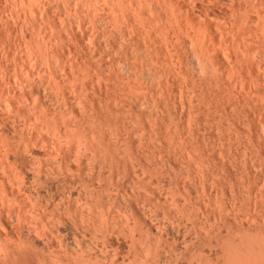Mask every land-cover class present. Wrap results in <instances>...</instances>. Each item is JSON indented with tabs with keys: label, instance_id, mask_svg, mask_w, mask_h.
<instances>
[{
	"label": "bare ground",
	"instance_id": "bare-ground-1",
	"mask_svg": "<svg viewBox=\"0 0 264 264\" xmlns=\"http://www.w3.org/2000/svg\"><path fill=\"white\" fill-rule=\"evenodd\" d=\"M52 1H55L60 8L68 0ZM75 1L78 6L76 8L78 13H75L80 17L78 25L82 26L76 31L72 25H69V29L72 28L68 32L67 27L64 28L66 25H59L64 28H62L64 33L65 31L69 33L68 36L66 35L67 32L66 34H56L58 30L59 32L62 30L59 26L57 32L54 33L55 28H57L54 25L57 24L52 20L51 10L53 9L51 6L53 2L51 3V0H38L39 5L35 4L36 8L32 5L36 2L33 0H0L1 259L3 255L8 257L15 253L16 256L31 257L37 264H103L100 263L99 257L104 250L107 257L110 255L108 249L111 247V250L115 244L113 235L118 231H116L114 224L118 218L125 222L121 233L124 232V235L132 236L134 239H131L135 242L133 241L134 245H131L135 247L137 241L134 236L138 232L135 234L134 228L141 226L138 224H143L141 222L146 220L148 216L145 217L144 211L150 205L160 204L164 210L166 209L170 219L173 218L180 222L184 220V216H187L186 213H190L192 207H189L187 200L182 202L175 196L176 200L171 198L175 204L172 206L173 204L170 203L172 201L166 200L169 199L168 197L165 199L162 198V195L156 194L157 197L154 196L153 198L142 193V190V192L140 191L141 188L139 187L141 186L146 187L143 189L153 187L151 185L153 177L150 176L152 173L164 172L173 182V179H176L175 175L173 179L171 177L173 174L170 176L173 169L177 168L179 173L182 170L181 172H184L186 177L187 175L190 176L196 183L194 187L198 185L197 188H201L204 192L203 197H207L206 199L209 201L206 200L204 203L208 202L207 204H209L213 201L210 198L217 197L219 188L221 190L227 188V183L218 180L217 177L220 176H217L216 173L224 170L226 176H229L233 175V168H238L243 175L245 173L246 177L242 176L247 182L242 179L250 184L251 179L256 178L255 171L264 168V0H103L105 2L103 10H107L109 13L100 15L97 13L98 10L101 11V8L99 9L96 4L97 1L94 2L95 5L92 3L94 6L91 5L87 15L83 13L84 5L93 0H74V3ZM67 4L66 6H69ZM31 9L36 11L37 17L40 14L39 23L35 22L38 25L36 28V25H33L35 24L34 21L29 19L28 13ZM55 12H57L56 9ZM85 16H89L87 18L91 19L90 22L93 21L92 25L94 26V28L91 26L93 28V30L90 29L91 33L84 29L89 33H87L88 38L86 39L90 42L87 44L89 47L87 50L90 52L89 56L92 57V61L97 60V57L93 59L92 55L95 56L96 53H91L90 48L94 50L92 45H95L96 38L101 36H99L100 32L105 33L104 29L107 25L113 24L114 27L112 25L110 28H120L117 33L122 36H119L120 34H116V36H119L120 41H117L121 45L116 44L114 36L113 39H110L112 34H115L113 32L112 34L110 32L111 35L109 34V30H113L109 27H107L108 30L106 29V33L109 35H106L110 37L105 35L108 39H104L102 35L103 39L98 40L104 42V45L105 43L109 45L106 44L104 49L111 48L115 42L114 45L119 47H117L118 52L123 54L125 58L120 55L124 60L119 58L118 61L120 60L126 69L120 67L123 65L119 62L116 64V61L111 65V62L109 63L110 68L106 62V66L103 67L107 70L109 68L108 71L110 74L112 73V76H114V72H117L118 75V71H120L119 75L127 73V77L124 79H121L123 78L122 75L120 78L111 76L112 78L107 79H116L117 83L119 78L121 80H118L121 82L120 86L112 84L114 80H110L111 84H108L109 82L104 77L109 72L106 73L105 71L106 74H103L104 71L99 70L100 65L96 69L99 70L98 73L92 69L94 67L86 66V69L90 68L88 69L89 72L92 69L95 73L94 75L93 72L88 74L81 69L83 62H80L82 59L79 57L80 55L78 58H81L79 60L81 64L76 58H73L74 56L72 57L73 52L77 56L81 51L80 48H78L80 51H77V45H79L82 35L77 32L79 29L83 30L81 27L85 28ZM61 19L63 20V17ZM29 20L33 22V31ZM63 21L65 22V19ZM96 24L100 28L103 24L106 26L104 29L101 28L103 30L99 34L96 31L98 37L93 33L99 29ZM43 34L49 37L48 45L46 42V46H43V48L45 47L44 51H42L41 46H38L41 43L37 42L39 38V42L42 41V45H44ZM85 36L83 35L82 39ZM121 39L124 43L121 42ZM106 40H112L113 43L109 44L110 42H105ZM82 41L81 43H83ZM99 43L96 42L98 46L103 45V43ZM115 46H112L115 48L113 50L117 51ZM111 49L110 51H112ZM101 50L102 53L98 52L99 54L106 53L103 52V48ZM82 54L84 53L82 52ZM99 54L98 57H102V61L99 60L100 58L98 61L103 63V59L108 56V53L102 56ZM24 57L27 64L23 61ZM33 64L35 66L39 64V70L43 68L41 69L44 71L42 77L41 75L38 77V71L35 70ZM91 64H95V68H97L96 64L98 63L93 62ZM83 65L85 66V63ZM114 65L120 68L118 69ZM111 66L118 70L113 72L115 68L112 69ZM121 68L125 70L124 73L123 69L120 70ZM83 71L85 72L82 74ZM85 73L87 77L84 76ZM110 74H107V78ZM124 75L126 76V74ZM145 77V81L152 82V84L148 83L150 87H153L149 90L152 93H149L147 83L143 82ZM87 78L91 81L89 80V84L85 88L82 81L83 83L88 82ZM104 79L108 83H105ZM172 85H176L177 90H172ZM69 86L71 91L76 92V95L73 94L74 92H70V89L68 90ZM44 91L60 104L59 107L53 108L55 111L50 108V103L45 98L48 95L45 96ZM22 97L26 98L24 99L29 105L24 104L23 101L25 100ZM113 100L121 103V106L117 107L116 101V105L112 104ZM133 100L135 101L134 104L131 102ZM43 131L51 134L47 135L46 132L43 134ZM171 150H175L182 157L184 163L181 164L183 165L177 162L178 158L175 160L170 158L172 155H176V153L170 152ZM148 157L150 158L149 162L147 161ZM173 160L177 161L174 162ZM216 164L217 166L220 165L222 170L221 168L220 170L217 169ZM257 168L258 170H256ZM147 173H150L149 177L146 176ZM234 173L236 174V172ZM105 175L111 178H109L111 183L112 181L113 183L116 182L122 175L127 176L131 183L129 184H133L134 191L130 189V192L124 191L122 196L112 195L114 193L102 195L104 192L100 193L102 190L99 189L101 187L99 185L102 183L99 184L101 179L99 182L98 179ZM161 176H159L160 179ZM235 177L232 178L236 181ZM164 178L167 179V177ZM120 180H118L117 186H121L123 183L120 184ZM164 180L160 182L162 185L167 184V181ZM234 180L233 182H235ZM176 181L181 182L185 189L187 188L188 183L184 180V182L178 179ZM244 181H240V183ZM211 182L213 185L219 186L215 190L216 193L211 190L213 189L211 188L213 185H210ZM229 182L233 186V182L231 180ZM156 183L158 184V182ZM247 184L244 185L247 187ZM41 186L43 187L41 188ZM234 186L230 189L235 190ZM161 187L163 188V186ZM249 188L253 189V187ZM234 190L233 195H235ZM254 191L255 193H253ZM254 191L252 193L256 196L255 199H258L259 195H263L262 191L259 193L255 189ZM153 192L155 193V191ZM220 192L219 190V194H221ZM172 193L170 196L173 195ZM221 195L220 199L222 198ZM231 195L232 200L236 201ZM218 198L214 199L217 200ZM138 200L139 203H143H140L143 208L147 203L149 206H145V209L141 205L139 207ZM235 201H233V205H235ZM116 202L122 205L118 204L123 212L121 217L112 214ZM204 203L198 202V209L201 207L200 211H202V208H205L206 213H210V211L207 212L209 206ZM226 203L222 201V206ZM96 204H101L106 208V211H103L105 215L102 212L101 216V218L104 216L103 221L96 219L99 218L96 215L98 212ZM151 207L146 209L148 211L146 212L154 214L160 220V216L162 217L161 210L157 207ZM225 211L227 212V210ZM232 211L234 212V210ZM197 213L196 211L195 214L197 215ZM213 214V217H211V213L208 214L207 218L195 216V227H204L202 231L208 229L209 234L202 236L201 231V235H199L201 237L199 242L203 243V246L201 244L203 249L204 244L207 246V244L211 245L215 242L213 245H218L219 249L217 247L214 250L217 254V256L215 255L217 263L212 260L213 258H208L201 246V248L196 247L199 252H203H198L201 257L206 254L205 256L209 260L211 259L214 264H256L254 260L258 257V261H256L260 264L259 257L264 256V236L262 235L264 234V225H259V223H262L263 220L261 222L258 220V224L254 221L256 226H251L253 223L251 225L249 223L246 225V230L243 227L244 222L241 223V227L238 226L239 223H236L239 228L235 227L237 229L235 232L232 229L229 232L227 229L224 231V224L222 226L220 222L222 214H217L216 209ZM99 215H101L100 212ZM257 215L253 213L252 216L257 219ZM217 216L221 218L218 222L221 223L222 228L217 226L220 224L215 227V224L218 223L215 219L212 220L215 221L214 226L209 224L212 222L210 220L212 218L217 219ZM163 219L162 221L166 222V217ZM149 229L157 234L155 236L160 234L158 237L160 240L154 236L151 238L156 241H153L147 234L146 236L141 235L145 247L141 246L138 252H134L131 246L134 253L130 256V260L126 258V264H170L172 261L177 263L178 257L183 254V250L189 254L187 247L184 249L183 246L181 250L177 247L181 252L172 253V258L168 259L165 253L163 255L164 250H161L164 246L157 250L155 245L157 247L159 245L154 243L163 240L161 236L163 230L153 226ZM165 241L167 240L160 242V245ZM192 241L190 242L192 243ZM153 244H155L156 249H154L157 251L154 253L152 252L154 249H150ZM166 244H169L168 241ZM213 245L210 249L213 248ZM168 247L170 248V245ZM172 248L170 250L174 251ZM211 251H209L210 256H212ZM195 253L197 252L195 251ZM215 256L213 254L212 257ZM193 257H191L192 261L195 259ZM201 257L200 259L205 258ZM3 259L2 261L5 263ZM114 259L110 255V262L106 261L109 264H115ZM206 260L205 258L204 261ZM16 261L15 259L13 262ZM180 261L177 264H184L182 260ZM213 262L208 263L213 264ZM200 263L202 264V262ZM203 264L206 263L203 262Z\"/></svg>",
	"mask_w": 264,
	"mask_h": 264
},
{
	"label": "rangeland",
	"instance_id": "rangeland-1",
	"mask_svg": "<svg viewBox=\"0 0 264 264\" xmlns=\"http://www.w3.org/2000/svg\"><path fill=\"white\" fill-rule=\"evenodd\" d=\"M33 1H34V2L36 1V2H35L34 4H32V5H34V6H35V4H36L37 6L39 5L38 0H33ZM96 1H97L98 3H96ZM52 2H53V1L51 0V3H52ZM66 2H67L68 4L65 3V5H64L63 7H60V8H58L57 3H56L55 1L52 3L53 5L51 6V8L54 10V11L51 10L52 12H54V13L51 12L52 20H54V21H55V24H57V25H54V24H53L54 27H57V28H55L54 33L57 32V30H58V26H59V25H62V26L66 25V26H64V28L67 27L66 30L68 29V32H69V30L72 28V27H71V28L69 29V27H68L69 25H72L73 28H74L75 30H76L77 28H79L80 26H82V25H80V26L78 25V24H79L78 22H79V18H80V17H79V15L77 14V13H78V11H77L78 9H76V8H77L78 6H77L76 1H75V3H74V0H68V1H66ZM94 2L97 4V6H99V7H98L99 9L101 8V11L98 10V12H97V13H99V15L102 14V13H105V14H106V13L108 12L107 10H105V11L103 10V9H104L103 7H105V5H104L105 2H103V0H93V1H91V2H88V3H87L88 5H87V4L84 5L85 9H87V10H85L84 7H83V9H84V12H83V13H84L85 15L88 14L87 11L91 8V5H93V4L95 5ZM32 3H33V2H32ZM69 3H70V4H69ZM89 3H90V5H89ZM92 3H93V4H92ZM66 4L69 5V6H70L71 4H72V5L69 7V6H66ZM75 4H76V5H75ZM99 4H100V5H99ZM94 5H93V6H94ZM102 5H103V6H102ZM37 6H35V8H36ZM53 6H54V7H53ZM74 6H75V7H74ZM32 7H33V6H32ZM65 7H66L67 10L64 9ZM71 7H72V9H71ZM86 7H87V8H86ZM28 8H29V7H28ZM55 9H56L57 12H55ZM57 9H58V10H57ZM73 9H74V10H73ZM102 11H104V12H102ZM30 12H32V13H30ZM75 12H77V13H75ZM66 13H68V14H66ZM108 13H109V12H108ZM108 13H107V14H108ZM33 14H34V15H33ZM56 14H57V15H56ZM28 15H30V16L33 15V16H34V17H33V16H31V17L29 16V19H30V20L32 19V20L34 21V23H35V22L37 23V22L40 20V14H39V17H37L38 14L36 13L35 10L32 11V9H31V11H29ZM53 15H54V16H53ZM67 15H68V16H67ZM35 16H36V17H35ZM60 16L63 17V20L65 19V22L61 19ZM66 16H67V17H66ZM77 16H78V17H77ZM32 17H33L34 19H33ZM64 17H66L67 19L64 18ZM85 17H86V21H84V22L86 23V24L84 23L85 28H84V27H81L83 30L81 31V29H79V31H81V32L78 31L77 33L81 34L82 36H83V35H84V36L86 35L87 37L85 36V37L82 39V36H81V41L83 40L82 42H83L84 44L81 43V41H80L79 45H77V51L79 50L78 48H80V50H81V51L79 50V51H80V54L78 53L77 56H76V55H75V52H73L72 57L74 56L73 58H76L77 61H78V63H80V62L82 63V62H83L82 64L80 63V64L82 65V66H81V69H82V70H85L86 73H88V74H89V73L92 74L91 72H93V75H94L96 72L98 73L99 70H102V72L104 71L103 74L105 73V71H106V73H107V72H109L108 70H109V68H110V67H109V63H110V62H111L110 65H111V64H114L115 61H116V64H117L118 62H119V64H122V63H120V60L118 61V59L121 58V56L123 57V54H120V52H118L119 50L117 49L118 46H115V45H114L115 42H117L116 44L119 43L118 41H120V40L118 39V37H119V36H122L120 33H117V30L120 29V28H119V27H118V28H115V29H116V31H115V29L113 28L114 25L112 24V25H113L112 28H113V30H114V31H113L112 28H110L112 25H111V26H110V25H109V26L107 25V27H109V28L112 30V31L109 30V34H110V32H111V34H112V32L115 34V35L112 34V36L110 37V36H108L109 34L106 33V32H107L106 29L108 30L109 28H107V27L104 25L105 23H104L103 25L101 24V25H102L101 28L104 29V26L106 27V28L104 29L105 33H104V32H103V33L100 32V31H102L103 29L101 30V28L98 26V25H100V24H98V23H101V22H98V23H97L98 25L96 24V26H98L99 29L96 27L98 30H95V29H94L95 31H94L93 33L96 34L97 37H98L99 32H100L99 36L101 35L98 39L96 38V42L99 43L101 40H100V41H98V40H99V39H103V36H104V39H105V38L108 39V37H110V39H111V38L114 36L113 38H114V41H115V42L113 43L112 40H110V41H109V40H106V41H105V42L109 41V42H110L109 44H112V43H113V45H111V48H112V49H111L110 47H109V49H108L107 47H106L107 49H104L105 46L108 45L107 43H105V45H104V42H100L99 44L103 43V45H104V46L101 45V46H102V47H101L100 45L98 46V44H96V42H94L95 45H92V49H94V50L96 49L97 51L91 50V48H90V51H91V53H92V52H93V53H96L95 56L92 55V54H91V55L93 56V59H95V57H97V60H93V61H92V60H91L92 57L89 56V55H90V52H89V50H87V47H88L87 44H88L89 41L86 40V39L88 38V35H87L88 31H89V33H91L92 31H91L90 29L93 30L94 26L92 25L93 21L90 22L91 19H88L89 16H85ZM87 17H88V18H87ZM53 18H55V19H53ZM73 18H74V19H73ZM77 18H78V19H77ZM58 19H59V20H58ZM69 19H70V20H69ZM30 20H29V21H30ZM35 20H36V21H35ZM57 20H58V21H57ZM61 20H62V22H61ZM72 20H73V21H72ZM75 20H76V21H75ZM29 21H28V22H29ZM87 21H88V22H87ZM74 22H76V23H74ZM30 23H31V26H30V27L32 28V31H33V27H32V23H33V22L30 21ZM30 23H28V24L30 25ZM36 23L33 24V25H36L35 28L38 27V25H37ZM38 23H39V22H38ZM59 23H60V24H59ZM71 23H74V24H71ZM102 23H103V22H102ZM29 25H28V27H29ZM76 25H77V26H76ZM87 25H88V26H87ZM91 26H92L93 28H91ZM54 27H53V29H54ZM75 27H76V28H75ZM115 27H117V26H115ZM31 28H29V29L31 30ZM59 28L62 29L63 27H60V26H59ZM64 28H63V29H64ZM63 29L61 30V32L63 31L62 33L59 32V30H58V32H57L56 34H58V33H59V35H60V34H66L67 31H65V33H64V30H63ZM84 29H87L88 31H86V30H84ZM32 31H31V32H32ZM76 31H77V30H76ZM83 31H84L85 33H84ZM90 31H91V32H90ZM96 31H98V32H97L98 34L96 33ZM68 32H67L66 35L69 36V33H68ZM82 32H83V33H82ZM115 32H116V33H115ZM119 32H121V31L119 30ZM89 33H88V34H89ZM106 34H108V35H106ZM111 34H110V35H111ZM116 34H117V35L120 34V35H119V36H116ZM102 35H103V36H102ZM105 35L108 36V37H106ZM26 36H27V35H26ZM40 37H42V36H40ZM95 37H96V36H95ZM101 37H102V38H101ZM44 38H45V39H44ZM48 38H49L48 35L46 36V34H43L44 45H42V41H41L42 39L40 38V39H41V40H40L41 42H39V38H38V41H37V42H38V43H41V44H39L38 46H39V47L41 46V48L43 49V50H42V49L40 48V50L44 51L45 47L43 48V46H46V42H47V45H48V42H49V41H48ZM113 38H112V39H113ZM115 38H117V39L115 40ZM121 38H122V37H121ZM46 39H47V40H46ZM85 40H86V42H84ZM117 40H118V41H117ZM103 41H104V40H103ZM121 42L124 43L123 39H121ZM38 43H37V44H38ZM89 43H90V42H89ZM80 44H83V45H80ZM106 44H107V45H106ZM118 45H121V43L118 44ZM79 46H80V47H79ZM84 46H86V47L83 48ZM90 46H91V45H90ZM93 46H96L97 48H95V47L93 48ZM108 46H109V45H108ZM112 46H113V47L115 46L116 49H117V51H116V50H113V49H115V48H113ZM99 47H100V48H99ZM81 48H82V49H81ZM88 48H89V47H88ZM102 48H103V52L105 51L106 53H108V56H105V57L103 56V57H104V59H103V60H104L103 63L100 62V61H102V59H101L102 57H101V58L98 57V54H99V53H102V50H101ZM118 48H119V47H118ZM99 49H100V50H99ZM110 49H111L112 51H110ZM98 50H99V51H98ZM120 50H121V49H120ZM79 51H78V52H79ZM84 51H85V52H84ZM86 51H87V52H86ZM40 52H41V51H40ZM82 52H83L84 54H86V53H89V54L85 56L84 54H82ZM98 52H99V53H98ZM110 52H111V53H110ZM97 53H98V54H97ZM106 53H103V54L107 55ZM103 54H102V55H103ZM78 55H80L79 57L82 58V59H81V58H80V59H81V60H84L85 62H84V61H81V60L78 58ZM102 55L99 54V56H102ZM115 55H116V56H115ZM120 55H121V56H120ZM83 57H84V58H83ZM90 57H91V58H90ZM98 58H100V59H99L100 61H98ZM105 58L108 59V60H106ZM112 58H113V59H112ZM123 58H124V57H123ZM123 58H121V60H124V59H125V58H124V59H123ZM23 59H24L23 61L26 62V63H25V62H24V63L27 64V61L25 60V57H24ZM79 60H80V62H79ZM113 60H114V61H113ZM96 61H98V62H96ZM34 62H35V61H34ZM93 62L98 63V64H96V67L100 65V66H99L100 68H99L98 71L96 70V69H98V67L95 68V64H93L94 66L91 64V63H93ZM105 62H106V65L109 67L108 70H107V68H105L106 70L103 68L104 65H105ZM84 63H85V66L83 65ZM101 64H103V65H101ZM33 65L35 66V64H33ZM36 65H37V64H36ZM106 65H105V66H106ZM122 65H123V66L120 65V67H123V68L126 69L125 65H124V64H122ZM34 66H33V69H34ZM38 66H39V64H38L37 66H35V68H36L35 70L38 71V72L36 71V72L38 73V74H37L38 77H39L40 75H41V77H42V75H43L42 72H44V71H43V70L41 71V69H43V68H41V69L39 70L40 66H39V67H38ZM86 66H87V67L89 66V67H91V68L94 67V68H92V69H95V70H96L95 73H94V70H92V69H91V72H89L90 70H88V69H90V68H87V69H86V68H85ZM101 66H102V67H101ZM114 66H115V65H114ZM114 66H111L112 69H113ZM115 67H118V69L120 68V67L117 66V65H116ZM115 67H114V68H115ZM123 68H121L120 70H122ZM112 69H111V70H112ZM118 69L115 68V70H113V72H114V71H117ZM111 70H110V71H111ZM85 71H83L82 74H83ZM87 71H88V72H87ZM122 71H123V73L125 72L124 69H123ZM111 72H112V71H111ZM118 72H119L118 75H117V72H114V74H113L114 76H112V75H111L112 73L110 74V72L107 73V74H110V75L108 76V78H107V74L105 73V74H106V75H105L106 77H104V78H105L106 80L109 79V77H111V76H112L113 78H114V77H115V78H117V77L120 78L121 75H122V77H123V78H121V79H124V77H125V78L127 77V73H126V72L124 73V74H126V76H125L124 74L119 75V74H120V71H118ZM39 73H40V74H39ZM86 73L84 74V76L86 75V77H87V74H86ZM115 73H116V74H115ZM37 75H36V77H37ZM116 75H117V76H116ZM123 75H124V76H123ZM82 76H83V75H82ZM82 76H81V77H82ZM89 76H90V75H89ZM91 76H92V75H91ZM144 76H147V75H144ZM144 76H143V77H144ZM41 77H40V78H41ZM112 77H111V78H112ZM89 78H90V77H89ZM119 78L117 79V83H116V81H115L116 79H110V80H111V81L114 80V81H113L114 83L112 82V84H116V85L120 86L119 84H121V82H118V80H120ZM148 78H149V77H148ZM105 79H104V80H105ZM82 80H83V77H82ZM84 80H85V78H84ZM87 80H88V78H87ZM87 80H86V81H87ZM89 80L91 81V79H89ZM89 80H88V82H84V83H83V81H82V84H83V86H85V88H86L87 84H89ZM106 80H105V83H108V82H109L108 84H111V81H110V80H107L108 82H107ZM145 80H146V77H145V79L143 80V82H144L145 84L147 83L146 86H147V85L149 86V88H148V86H147L148 91H149V90L151 89V87H152V86L150 87L149 84H152V82L150 81V82H151V83H150L149 81H145ZM150 80H151V79H150ZM120 81H121V80H120ZM85 83H86V85H84ZM148 83H149V84H148ZM173 86H174V87H173ZM176 87H177L176 85H172L171 88H172V90H177ZM152 88H153V87H152ZM69 89H70V86H69L68 90H69ZM71 90H72V89H70L69 91L73 93L74 91H71ZM89 91L91 92L92 90L90 89ZM148 91H146V92H148ZM44 93L46 94L47 92L44 91ZM149 93H152V91H149ZM149 93H148V94H149ZM73 94L76 95V92H74ZM120 94H123V93H120ZM47 95H48V94H46L45 96H47ZM42 96H43V95H42ZM42 96H41V97H42ZM22 98H23V100L26 99L25 97H22ZM24 98H25V99H24ZM45 98H47L46 100L48 101V103H50L49 105H50V108L52 109V111H55V110H53V108L55 109V108H57V106H58V107L60 106V104H58L57 102H55V100L52 99L49 95H48V97H45ZM38 99H40V98H38ZM21 100H22V99H21ZM51 100H52V101H51ZM53 100H54V101H53ZM50 101H51L52 103H51ZM115 101H116V100H115ZM115 101L113 100L112 104L116 105L117 101H116V103H115ZM21 102H22V101H21ZM21 102H20V103H21ZM23 102H25L24 104H26V106L29 105V104L27 103V100H25V101H23ZM23 102H22V103H23ZM131 102H133V104L135 103L134 100L131 101ZM22 103H21V105L23 106ZM55 103H57V104L55 105ZM76 103H77V102H76ZM117 104H118L117 107H120V106H121V105H120L121 103H120V104L117 103ZM24 106H25V105H24ZM52 106H53V107H52ZM52 111H51V112H52ZM45 132H46V131H45ZM45 132L43 131V134H46V133H47V132H46V133H45ZM48 134H51V133L48 132L47 135H48ZM221 143H222V142H221ZM234 150H235V149H234ZM209 151H211L210 148H209ZM170 152H172L173 154L176 153V155L174 154V156L170 153V154L173 156V157H172V156L170 157L171 159H174V160H175V159L178 158V161L176 160L177 162H180V164H181V163H184V160L182 159V157H181V156H180L175 150H174V151L171 150ZM233 152H235V151H233ZM169 156H170V155H169ZM174 157H176V158H174ZM179 157H180L181 159H180ZM146 159H147V157H146ZM149 159H150V158L148 157V160H147L148 162H149ZM174 160H173V161H174ZM176 161H174V162H176ZM150 162H152V161L150 160ZM176 164H177V163H176ZM178 164H179V163H178ZM180 164H179V165H180ZM181 165H183V164H181ZM216 166H217V164H216ZM218 167H219V168H218ZM220 168H221L220 165L217 166V169L220 170ZM174 169H175V168H174ZM174 169H173V172H171L170 176L173 174V175L171 176L172 179L176 177V179H178V180H181V181L184 180L185 182H187V183H188V184H187L188 186H187L186 189H185V187H182L183 184H181V182H179V181H176V179H173V182H172V181L168 178V176L165 175L164 172H163V173H160V174H159V173H155L156 175H155L154 173L150 172V173H152L150 176L153 177V178H152L153 181H151V183H152L151 185H152L153 187L151 186L152 188H147V189H148V190H147V189H143V188H146V187L141 186V187H139V188H141L140 191L142 190V191H143V192L141 191L142 193H144V194L146 193L147 196L149 195V196H152L153 198H154V196L157 197L156 194H159L160 196L162 195V198H165V199L168 197L169 199H166V200H168L169 202L172 201V202H170L171 205L173 204L172 206L175 205V204L173 203V199L176 200V199H175V196H176V198L180 199L182 202H184V201L187 200V201H188V205H189V207H190V208L192 207V208H191V211H192L193 209H194L195 211H192V212L189 211L190 213H188V214H190L191 216L188 215V214L186 213L185 215H187V216H184V220L180 222V221H178V220H176V219L174 220L173 218H172V219H173L174 221H173L172 219H170V218H169L170 216H168L167 213H166V209L164 210V208H162V206H160V204H159V205H158V204H154V206L150 205V207L152 206L151 208L157 207V208H159V209L161 210V211H160L159 209H157V210H159L160 213L162 214V217L160 216V220H161V221H160V220L158 219L157 216L155 217L154 214H148V213H147V212H148L147 210L150 208V207H149V208H146L147 206H149L148 203H147V204L145 203V204H146V205H145L146 207L144 206V208H143V206L141 205V204H143V203L140 202V203H141V204H140V203H139V200H138V202L136 201L139 207L142 206L143 209H145V208L147 209V210L145 209L144 213H145V217L148 216V217H146V220H148V221L143 220V221L141 222V223H143V224H138V225H141L142 228H141V226H136V228H134V230H135L134 233L137 234V232H138V234L134 236V237L136 238V241H137V242H136L137 245H135V247H133L134 243H132V242L134 241V240H133L134 238H133L132 236L126 234V233H125L126 235H124V234H123L124 232L121 233L122 227L125 226V224H124L125 222H123L122 220H120V218H118V219L116 220V221H118V222L115 221V224H114V225H115L116 231H118V232H116L117 234L115 233V234L113 235V240H115V244H114V246H112V249H111V250H110L111 247L108 249V250H109V251H108V254L110 253V255H112V257L115 258V259H114V261H116V262H114L115 264H122V263L124 264V262H125V264H126L127 259L129 258L128 260H130V258H131L130 256H132L134 252H136V251L138 252V251L140 250L141 246L143 247V246L145 245V242H143L144 240H143V238L141 237V235L144 234L143 236H146V234H147V236L150 237V238H151V237L153 238L155 235H157L153 230L149 229V228H151L152 226L155 227V228H159V229H161V231L163 230L165 234H164L163 231H162V232H161V236H162V239H163V240L161 239L162 241L154 242V243H156L157 245H159V246H158L159 248H158L155 244H153V247L151 246L150 249H152V248L154 249V248L156 247L157 250H159L160 247H163V246H164V248L161 249L162 251H163V250L165 251V252L163 251V255H164V253H165V256H166L168 259H170V258H172L174 252H176V253H180V252H181V251H180L181 248H183V246H184V249H186L185 247L188 248V251H189V254H190V255L188 254L187 251H185V250L182 249V250H183V254L180 255V256L178 257V262H177V263H179L180 260H182V263H184V264H192L193 262H194L193 264H195V263H196L195 261L198 262V263H196V264H199L200 262H202V264H203V262L206 263V264H211V263H208V262H213L212 260H214V261L217 263V261L215 260V259L217 258V257H216L217 254H216V251H214V250L217 249L218 245L215 244V245H217V246H214L213 244H214L215 242L212 243L211 245H210V244H207V246H206V244H204V249H205V250H204L203 247H202V246H203V243L199 242V240H200V238H201L199 235H201V231L204 229V227H202V228H200V227H197V228H196V227H195V226H196V225H195V224H196L195 216H196V217L198 216L199 218H207V215L211 213V214H212L211 217H213V216H214L213 213H215V209H216V213H217V214H220V213H221V214H222V216L220 215L221 218H222V219L225 218V219L222 220L221 218H219L220 216H217V219H218V220H217L216 218H212L210 221H212V220L215 219L216 222H218V221H220L219 219H221L220 222L222 223V226H223V224H224V226H223V228L225 229V230L223 229L224 231L229 230V232H230V229H232V231L235 232V231L237 230V229H235V227H236V228H237L238 226L241 227L242 224H243V222H244V226H243V227H244L245 230H246V228H247L246 225H249V223H250V225L253 223V225H251V226H256V225L259 223L258 220H260V222L263 220L262 223H259V225H260V224L264 225V213H263V212H264V210H263L264 207H263V209H262V206H264V200H263V199H264V177H263V176H264V175H263V174H264V173H263L264 168H263V167H262L261 170H260V168H259V170H258V168L256 169V170H258V171H255V173H256L255 176H256V178L259 177V178H257V179H259V180L261 179V180L259 181V180H257L256 178H252L250 182H251V183H254V184H251L250 182H249L250 184H247V183H246L247 181H246L245 178H244V177H246V176H245V173H244V175H243V173L240 172V170H238V168H233V169H234L233 171L236 172V174H235L234 172H232L233 175H229V176H231V177H229L228 175L226 176V172H225L224 170H222V168H221L222 171L216 173L217 176H220V177H217V176H216V177H217L218 180L225 181V182L227 183V188H225V189L223 188L224 190H221V189L219 188V186H217V184H214V185H213L212 182H215V181H212V182H211L212 184H210V185H213V186H211V188H213V189H211V188H210V189H211L212 191L214 190L213 192H215V193L218 191V192H217L218 194H217V197H215V196L213 197V196H212L213 198H210V200H213V201H211V202H213V203L210 202L211 204H210V203L207 204L209 201L206 199L207 197H206V198L203 197V193H204V192H202L201 188H200V189H199V187L197 188L198 185L194 187V184L196 185V183H194V181L192 180V178H190V176L187 175V177H186V174H185L184 172H181L182 170H180V173H179V170H178L177 168H176L177 171H176V169H175V170H174ZM236 169H237V170H236ZM223 171H224L225 173H224ZM259 172H260V173H259ZM150 173H149V174H150ZM149 174L147 173L146 176L149 177ZM158 174H159V175H158ZM176 174H177V175H176ZM180 174H181V175H180ZM220 174H221V175H220ZM234 174L236 175L237 178L234 176ZM157 175H158V176H157ZM161 175H164V176H161ZM174 175H175V177H174ZM242 175H243L244 177H243ZM258 175H259V176H258ZM261 175H263V176L261 177ZM124 176H125V175H122V176H120V178L118 177L119 179H117V181H118V180H120L121 177H122V179L120 180V184L123 182V183L121 184V186H120V185L117 186V184H119V181L117 182V181L115 180L116 182H114V183L116 184L117 187L115 186V184L113 183V181H112L113 184L111 183V181H110L111 178L108 177L107 175H105L104 177L99 178V179H98V182H99V180L101 179V181L99 182V184L102 183V184L99 185V186L102 187V185H103L102 188L99 187V189L102 190V191L99 190L100 193L104 192V194H102V195H105V194H107V193H109V194H110V193H111V194L114 193V194H112V195H115V194H116L117 196H122V194L124 193V191H125V192H126V191L130 192V190L134 191L133 184L130 185L131 183H130V181H129V178H128L127 176H125V177H124ZM155 176H157V177H155ZM159 176H161V179H162V177H163V180L166 179V178H164V177H167L168 180L166 179V180H164V181H165V182L167 181L166 183L169 184L170 186L167 185V184H164V182H162V183L164 184V185H162L160 182L163 181V180H161ZM177 176H178V177H177ZM179 176H180V177H179ZM183 176H185V177H183ZM199 176L202 177L201 174H199ZM214 176H215V175H214ZM221 176H222V177H221ZM223 176H224L225 178H224ZM182 177H183V178H182ZM201 177H200V178H201ZM232 177H235L236 181H235L234 178H232ZM240 177H241V178H240ZM109 178H110V179H109ZM127 178H128V179H127ZM156 178H158V179H156ZM181 178H182V179H181ZM188 178L191 179V180H189ZM214 178H215V177H214ZM221 178H222V179H221ZM239 178H240V181H244V180H245L246 182L244 181V182H241V183H240ZM242 178H243L244 180H243ZM105 179H106V180L108 179V181H106ZM124 179H125V180H124ZM126 179H127V182H126ZM225 179H226V180H225ZM241 179H242V180H241ZM156 180H157V181H156ZM159 180H160V181H159ZM230 180H231L232 182H233V180L236 182V183L233 182V186L236 185V186H234V188H236L235 190H234V189H230L231 187H233L231 184H229V183H231V182H229ZM254 180H255V181H254ZM256 180H257V181H256ZM168 181H171L172 183H171V182H168ZM184 181H183V182H184ZM156 182H158V184H157ZM178 182H179V183H178ZM238 182H239V183H238ZM256 182H257V183H256ZM103 183H104L105 185H104ZM129 183H130V184H129ZM154 183H155V184H154ZM174 183H175V184H174ZM107 184H108V185H107ZM126 184H127V185H126ZM176 184H177V185H176ZM242 184H243V185H244V184H247L248 186L251 185V186H249V187H253V189L249 188L248 186L246 187V185L243 186ZM110 185H111V186H110ZM112 185H113L115 188H114ZM155 185H156V186H155ZM171 185H172V186H171ZM190 185H191V186H190ZM215 185H216V187H215ZM229 185H230V187L228 188ZM253 185H254L255 187H254ZM258 185H259V186H258ZM158 186H159V187H158ZM161 186H163V188H162ZM240 186H241V187H240ZM39 187H40V185H39ZM42 187H43V186H41V188H42ZM106 187H107V188H106ZM123 187H124V189H123ZM157 187H158V188H157ZM171 187H172V188H171ZM217 187L219 188L218 190H217ZM256 187H257V188H256ZM261 187L263 188V190H262ZM116 188H117L120 192H119ZM126 188H127V189H126ZM181 188H182V189H181ZM215 188H216V189H215ZM122 189H123V190H122ZM129 189H130V190H129ZM152 189H153V190H152ZM159 189H160V190H159ZM170 189H172V190H170ZM195 189H198V190H195ZM227 189H228V191H227ZM246 189H248V190H246ZM249 189H250V190H249ZM254 189H255L258 193L262 191V194H263V195H262V196L259 195L260 198L258 197V199H255L256 196L253 194V193H255ZM260 189H261V190H260ZM104 190H105V191H104ZM107 190H108V191H107ZM111 190H112V191H111ZM121 190H122V191H121ZM186 190H187V191H186ZM215 190H217V191H215ZM219 190L221 191L220 193H221L222 195L219 194ZM225 190H226V191H225ZM230 190H232V191H230ZM233 190L235 191V195H233L234 193H232ZM245 190H246V191H245ZM251 190H252V191H251ZM258 190H259V191H258ZM106 191H107V192H106ZM146 191H147V192H146ZM153 191H155V193H154ZM166 191H167V192H166ZM168 191H169L170 193H169ZM171 191H172L173 193H172ZM224 191H225L226 193H225ZM250 191H251V192H250ZM253 191H254V192H253ZM122 192H123V193H122ZM159 192H160V193H159ZM161 192H162V193H161ZM180 192H181V193H180ZM184 192H187L188 194H187V193H184ZM228 192H229V193H228ZM230 192H231L232 195L230 194ZM246 192H247V193H246ZM252 192H253V193H252ZM171 193H172L174 196H173V195L170 196ZM201 193H202V194H201ZM242 193H243V194H242ZM153 194H154V195H153ZM176 194H177V195H176ZM186 194H187V195H186ZM191 194H192V195H191ZM224 194H225V195H224ZM226 194H227V195H226ZM245 194H246V195H245ZM102 195H101V197H102ZM116 195H115V196H116ZM167 195H168V196H167ZM185 195H186V196H185ZM188 195H189V196H188ZM195 195H196V196H195ZM220 195H221V197H222L221 199H220ZM230 195L233 197V199H236V201H235V200H232V198L230 197ZM239 195H240V196H239ZM242 195H243V196H242ZM249 195H250V196H249ZM172 196H173V197H172ZM179 196H180V197H179ZM183 196H184V197H183ZM191 196H192V198H191ZM201 196H202V197H201ZM204 196H205V195H204ZM227 196H228V197H227ZM234 196H235V198H234ZM198 197H199V198H198ZM218 197H219V198H218ZM224 197H225V198H224ZM245 197H246L247 199H246ZM150 198H151V197H150ZM171 198H173V199H171ZM186 198H187V199H186ZM189 198H191V199H189ZM203 198H205V199H203ZM214 198H218V199L216 200V199H214ZM223 198H224V200H223ZM252 198H253V199H252ZM261 198H262V199H261ZM194 199H195V200H194ZM198 199H200V200H198ZM226 199H227V201H226ZM250 199H251V200H250ZM135 200H136V199H135ZM193 200H194L195 202H194ZM206 200H207L208 202H207V203H206V202L204 203V201H206ZM231 200H232V201H231ZM240 200H241V201H240ZM256 200H257V201H256ZM260 200H261V201H260ZM189 201H190V202L192 201V202L190 203ZM222 201H223V203H225V202L228 203V202H229V204L226 203V204H223L224 206H222ZM224 201H225V202H224ZM233 201H235V205H233V204H234ZM239 201H240L241 203H240ZM249 201H251L252 203H250ZM100 202H101V201H100ZM100 202H98V203H100ZM198 202H201V203L203 202L204 204H206L207 206H209L210 208L208 207L209 210L207 209V212L210 211V213H209V212L206 213L205 208H204V209L202 208V211L204 210L203 212L200 211V210H201V207L198 209V207H199ZM217 202H219V203H217ZM220 202H221V203H220ZM232 202H233V203H232ZM261 202H262V205H261ZM116 203H117V202H116ZM116 203H115L116 206H115V207L113 206V210H112V208H110V209L112 210V214H114V215H116V216L118 215L119 217H121V216H123V214H121V213H123V212L120 210V207H118V206H119V205L122 206V205L119 204V203H117V204H116ZM121 203H122V202H121ZM153 203H154V202H153ZM194 203H195V205H194ZM216 203H217V204H216ZM236 203H237V205H236ZM238 203H239V204H238ZM253 203H255L256 205L253 204ZM101 204H102V203H101ZM101 204H96V206H97L96 208H97V210H98V212H97L96 215H98L99 218H100V219H99V218H96V219L99 220V221H100V220L103 221V219H104L103 217H104V216L102 217L103 219L101 218V216H102V214L104 213L103 211H106V208H104V206L101 205ZM118 204H119V205H118ZM231 204H232V205H231ZM249 204H250V205H249ZM257 204H258V205H257ZM99 205H101V206H99ZM140 205H141V206H140ZM212 205H213V206H212ZM217 205H218V206H217ZM220 205H221L222 207H221ZM226 205H227V206H226ZM228 205H229V206H228ZM254 205H255V206H254ZM102 206H103V208H101ZM193 206H195V207H193ZM233 206H235V207H233ZM236 206H237V207H236ZM240 206H241V207H240ZM250 206H251V207H250ZM98 207H99V208H98ZM214 207H215V208H214ZM216 207H217V208H216ZM224 207H225V208H224ZM226 207H229V208H226ZM249 207H250V208H249ZM96 208H95V209H96ZM114 208H115V210H114ZM142 208H141V209H142ZM212 208H213V209H212ZM218 208H219V209H218ZM222 208H223V210H222ZM230 208H231V209H230ZM232 208H235L236 210H235V209H232ZM99 209H100V211H99ZM101 209H102V210H101ZM117 209H118V210H117ZM162 209H163V210H162ZM228 209H229V210H228ZM243 209H244V211H243ZM246 209H247V210H246ZM248 209H250V210H248ZM253 209H254V211H253ZM97 210H96V211H97ZM212 210H213V211H212ZM218 210H219V211H218ZM220 210H221V211H220ZM225 210H227V212H226ZM232 210H234V212H233ZM259 210H260V211H259ZM114 211H115V212H114ZM117 211H118V212H117ZM146 211H147V212H146ZM196 211L198 212L197 215L195 214ZM228 211H229V212H228ZM231 211H232V212H231ZM239 211H240V212H239ZM249 211L251 212V214H249V213H250ZM257 211H259V212H257ZM99 212H100L101 215H99ZM102 212H103V213H102ZM199 212H200V213H199ZM201 212H202L203 214H202ZM212 212H213V213H212ZM224 212H225V213H224ZM238 212H239V213H238ZM191 213L194 214V215H192ZM236 213H237V215H235ZM253 213H254V214H258V215H257V217H258L257 219H256L254 216H252ZM155 214H156V213H155ZM163 214H164V215L166 214L167 216H166V215L164 216ZM201 214H202V215H201ZM224 214H225V215H224ZM104 215H105V213H104ZM150 215H151V216H150ZM203 215H204V217H203ZM260 215H261V216H260ZM153 216H154V217H153ZM192 216H193V217H192ZM223 216H224V217H223ZM227 216H228V217H227ZM243 216H244V217H243ZM245 216H246V217H245ZM251 216H252V217H251ZM149 217H150V218H149ZM151 217H152V218H151ZM165 217H166V219H167V220L165 219L166 222H165V221H162V220H164L163 218H165ZM186 217H188V218H186ZM238 217H239L241 220H240ZM248 217H249V218H248ZM253 217H254V219L252 220ZM260 217H261L262 219H261ZM161 218H162V219H161ZM185 218H186V219H185ZM189 218H190V219H189ZM226 218H227V219H226ZM153 219H155V220H153ZM156 219H157V220H156ZM243 219H244V220H243ZM255 219H256V220H255ZM171 220H172V221H171ZM190 220H191V221H190ZM194 220H195V221H194ZM203 220H204V219H203ZM226 220H227V221H226ZM238 220H239L240 222H239ZM145 221H146V222H145ZM187 221H188L189 223H188ZM222 221H226L227 223H226V222H222ZM231 221H232V223H231ZM237 221H238V222H237ZM254 221H255L256 223H257V222H258V223L255 225V222H254ZM119 222H120V223H119ZM144 222H145L146 224H145ZM156 222H157V223H156ZM160 222H161L162 224H161ZM193 222H194V223H193ZM214 222H215V221H212V222H210L209 224L213 225V224H215ZM116 223H117V224H116ZM149 223H150V224H149ZM163 223H164V224H163ZM175 223H176V224H175ZM221 223H219V222L216 223V224H215V227L219 226L220 228H222ZM229 223H230V224H229ZM236 223H239L238 226L236 225ZM241 223H242V224H241ZM247 223H248V224H247ZM144 224H145V226H144ZM155 224H156V225H155ZM160 224H161V225H160ZM171 224H172V225H171ZM217 224H220V225H217ZM233 224H234V225H233ZM120 225H121V226H120ZM123 225H124V226H123ZM148 225H149V226H148ZM151 225H152V226H151ZM159 225H160V226H159ZM174 225H175V226H174ZM177 225H178V226H177ZM191 225H192V227H191ZM216 225H217V226H216ZM231 225H232V226H231ZM166 226H167V227H166ZM186 226H187V229H186ZM189 226H190L191 228H190ZM193 226H194V227H193ZM213 226H214V225H213ZM117 227H118V228H117ZM119 227H120L121 229H120ZM132 227H134V226H132ZM146 227H147V228H146ZM160 227H161V228H160ZM225 227H226V228H225ZM145 228L148 230V233H147V230H146ZM166 228L169 229V230H167ZM170 228H171V229H170ZM173 228H174V229H173ZM238 228H239V227H238ZM136 229H137V230H136ZM138 229H139V230H138ZM141 229H142V230H141ZM165 229H166V230H165ZM172 229H173L174 231H173ZM185 229H186V230H185ZM226 229H227V230H226ZM234 229H235V230H234ZM187 230H188V231H187ZM238 230H241V229H238ZM144 231H145V232H144ZM186 231H187V232H186ZM192 231H193L194 233L196 232V234H194ZM205 231H206V232H205ZM205 231H202V234H203L202 236H204L205 234H209V233H208V229H207V230L205 229ZM139 232H140V233H139ZM199 232H200V233H199ZM119 233H120V234H119ZM141 233H142V234H141ZM149 233H150L151 235H150ZM166 233H167V235H166ZM183 233H184V234H183ZM197 233H198V234H197ZM139 234H140V236H139ZM170 234H171V235H170ZM117 235H118L119 239H118ZM121 235H122V236H121ZM159 235H160V234H159ZM159 235H158V236H155V238H157V240H160V239L158 238V237H160ZM164 235H165V236H164ZM183 235H184V236H183ZM194 235H195V236H194ZM262 235L264 236V234H262ZM120 236H121V237H120ZM127 236H128L129 238H128ZM138 236H139V237H138ZM169 236H170V237H169ZM192 236H193V237H192ZM206 236H207V235H206ZM208 236H209V235H208ZM263 236H262V237H263ZM114 237H115V238H114ZM163 237L166 238V239H164ZM198 237H199V238H198ZM120 238H121V239H120ZM124 238H125L126 240H125ZM131 238H133V239H131ZM139 238H140V239H139ZM152 238H151V239H152ZM169 238H170V239H169ZM182 238H183V239H182ZM117 239H118V240H117ZM195 239H196V240H195ZM139 240H140V242H139ZM142 240H143V241H142ZM152 240L154 241L155 239H152ZM164 240H167L169 244H166L167 241H165V242H166V243L164 242L165 244L162 243V245H160V242H163ZM169 240H170V241H169ZM188 240H189V241H188ZM192 240H193L194 242H193ZM118 241H119V242H118ZM126 241H127V242H126ZM155 241H156V240H155ZM190 241H192V243H191ZM196 241H197V243H199L198 245H197ZM200 241H201V240H200ZM134 242H135V241H134ZM158 242H159V244H158ZM172 242H175V243H172ZM143 243H144V244H143ZM186 243H187V244H186ZM217 243H218V242H217ZM119 244H120V245H119ZM131 244H133V245H131ZM142 244H143V245H142ZM173 244H174V245H173ZM177 244H178L179 246H178ZM182 244H183V245H182ZM190 244H191V245H190ZM201 244H202V246H201ZM117 245H118V247H116ZM138 245H139V246H138ZM154 245H155V247H154ZM169 245H170V248L168 247ZM176 245H177V246H176ZM185 245H186V246H185ZM189 245H190V246H189ZM212 245H213V248L210 249V248L212 247ZM131 246H132V250H133L134 252L131 250ZM166 246H167V247H166ZM180 246H182V247H180ZM200 246H201L202 248H201ZM209 246H210V247H209ZM129 247H130V248H129ZM139 247H140V248H139ZM144 247H145V246H144ZM171 247H173L172 249H174V251L170 250ZM175 247H176V248L178 247L180 250H179L178 248L176 249ZM196 247L201 248L203 251H205L204 253L207 254L208 258L211 257V258H213V259H212V260H211V259L209 260V259L207 258V256H205L206 254H204L203 257H205L207 260H209V261H207V260L204 261L205 258L201 257V254H199V253H203V252H199V250L196 249ZM214 247H216V248H214ZM113 248H115L116 250L113 249ZM124 248H125V249H124ZM133 248H134V249L136 248V249L134 250ZM156 248H155V249H156ZM127 249H128V250H127ZM137 249H138V250H137ZM150 249H149V250H150ZM155 249H154V250H155ZM166 249H167V250H166ZM191 249H192V250H191ZM201 249H200V251H201ZM209 249H210V250H209ZM218 249H219V247H218ZM112 250H113V251L115 250V251L113 252ZM117 250H118V251H117ZM129 250H131V251H130L131 253L129 252ZM154 250H152L153 253H154V252H157L156 250H155V251H154ZM169 250L172 251V252H170ZM178 250H179V251H178ZM194 250H195L197 253H195ZM211 250H212V251H211ZM104 251H105V250H104ZM104 251H102L103 254L99 257V261H100V263L102 262L103 264H104V263H105V264H106V263L109 264V262H110V261H109V257H110V255H108V257H107V255H106V253H105L106 251H105V252H104ZM110 251H111V252H110ZM209 251L212 252V254H211L212 256H213V254H214V256H215V255H216V256H215V257L210 256ZM217 251H218V250H217ZM117 252H118V253H117ZM148 252H149V251H148ZM152 252H151V254H152ZM166 252H167V255H166ZM169 252H170L171 254H170ZM184 252H185V253H184ZM192 252H193V253H192ZM198 252H199V253H198ZM214 252H215V253H214ZM104 253H105V254H104ZM123 253H124V254H123ZM128 253H130V254H128ZM172 253H173V254H172ZM186 253H187V254H186ZM217 253H219V252H217ZM113 254H114V256H113ZM191 254H192V255H191ZM196 254H197V255H196ZM12 255H13V256H12ZM105 255H106V256H105ZM126 255H127V256H126ZM128 255H129V257H128ZM170 255H171V256H170ZM10 256H11V257H10ZM10 256L7 257V256H4V255H3V256H2V259H3V257H4L3 260H5V263H3L4 261H2V259H1V255H0V259H1V260H0V261H1L0 264H10V263H11V264H30V262H31V264H34V263L36 262V261H34V259H31V257L16 256L15 253L11 254ZM116 256H117V258H116ZM123 256H126V257H123ZM183 256H184V257H183ZM185 256L188 257V258L186 259ZM190 256H191V257L194 256L196 260H195L194 257H193V259H194L195 261H194V260L192 261V259H191ZM198 256H200V257L203 258V259H200V257H198ZM258 256H259V255H258ZM5 257H6V258H5ZM13 257H16V258H13ZM17 257H18V258H17ZM105 257H107V259H105ZM181 257H182L184 260H183V259H180ZM7 258H8L9 260H8ZM10 258H11V259H10ZM19 258H20V259H19ZM21 258H23L24 261H22L23 259H21ZM26 258H28V259H26ZM103 258H104V259H103ZM120 258H121L122 260H121ZM126 258H127V259H126ZM260 258H261V259H260ZM15 259L17 260L16 262H18V263L13 262ZM29 259H31V260H29ZM185 259H186L187 261H186ZM257 259H258V257H256V260H257ZM262 259H263V260H262ZM12 260H13V261H12ZM18 260H19V261H18ZM20 260H21L23 263H22ZM28 260H29V261H28ZM106 260L109 261V262H107ZM256 260H254V263L258 264L259 262L257 263L258 260H257V261H256ZM7 261H8V263H7ZM10 261H12V262H10ZM105 261H106V262H105ZM117 261H118V262H117ZM122 261H123V262H122ZM255 261H256V262H255ZM259 261H260V264H264V256H260V257H259ZM261 261H262V263H261ZM9 262H10V263H9ZM25 262H26V263H25ZM27 262H29V263H27ZM172 263H173V261H172L170 264H172ZM177 263H173V264H177ZM180 263H181V261H180ZM216 263H215V264H216ZM35 264H37V263H35ZM168 264H169V263H168ZM200 264H201V263H200ZM213 264H214V262H213Z\"/></svg>",
	"mask_w": 264,
	"mask_h": 264
}]
</instances>
